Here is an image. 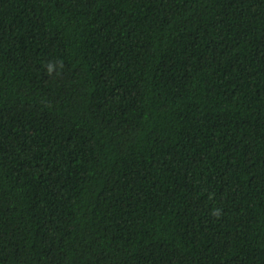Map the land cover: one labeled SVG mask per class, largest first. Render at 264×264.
Here are the masks:
<instances>
[{"label": "trees", "instance_id": "1", "mask_svg": "<svg viewBox=\"0 0 264 264\" xmlns=\"http://www.w3.org/2000/svg\"><path fill=\"white\" fill-rule=\"evenodd\" d=\"M0 264H264V0H0Z\"/></svg>", "mask_w": 264, "mask_h": 264}]
</instances>
